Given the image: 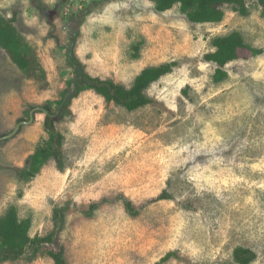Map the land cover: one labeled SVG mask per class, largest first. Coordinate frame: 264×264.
Wrapping results in <instances>:
<instances>
[{
  "label": "rangeland",
  "instance_id": "374dc122",
  "mask_svg": "<svg viewBox=\"0 0 264 264\" xmlns=\"http://www.w3.org/2000/svg\"><path fill=\"white\" fill-rule=\"evenodd\" d=\"M246 4V16L225 6L221 22L197 24L179 5L158 12L155 0H0L33 68L28 78L0 46L1 137L29 121L28 103L57 99L68 87L72 35L88 73L127 87L145 68L178 64L148 89L152 102L132 112L94 91L75 98L59 124L63 170L50 161L33 180H17L47 138L44 113L1 140L0 217L16 206L32 220L31 235L46 236L56 205L86 209L125 195L138 216L122 203L91 218L70 212L62 235L69 264H238L237 247L257 254L251 264H264V11L259 0ZM233 32L248 48L216 83L206 55L215 37ZM4 264L54 261L43 253Z\"/></svg>",
  "mask_w": 264,
  "mask_h": 264
},
{
  "label": "trees",
  "instance_id": "16d2710c",
  "mask_svg": "<svg viewBox=\"0 0 264 264\" xmlns=\"http://www.w3.org/2000/svg\"><path fill=\"white\" fill-rule=\"evenodd\" d=\"M259 3L264 11V0H259ZM155 5L158 12H165L179 5L187 19L197 24L221 22L225 17V6H231L244 16L249 14L246 0H155ZM51 25L55 28L53 21ZM212 45L214 52L206 55V60L217 66L213 79L219 83L228 77L225 66L237 60L239 51L248 46L239 32L217 36L213 39ZM0 46L7 50L12 61L28 78H33V68L30 67L29 61V55L32 52L30 47L16 37L1 15ZM75 46L76 37L72 35L68 45L67 61L73 69L74 77L60 97L47 100L41 105L27 104L26 114L29 120L31 117L34 119L36 113L45 114L43 129L47 138L28 156L24 166L16 170V177L20 183L33 180L50 161H54L60 170L65 169V136L60 131L59 124L72 115L73 100L81 93L94 91L107 103H114L132 112L152 102L147 94L148 89L162 77L172 73L178 65L177 62H171L145 68L136 76L132 85L127 87L114 80L88 73L85 64L76 54ZM167 196L165 191L156 200L165 199ZM111 203H122L130 216H138L141 212V208L135 207L125 195H118L113 199L103 198L93 202L86 209L79 208L76 202L67 201L55 206L52 231L46 236H32V220L21 218L16 206L10 207L0 217V264L24 258L35 259L43 253L48 254L54 264H69L65 256L66 249L62 242V235L66 230L70 212L77 209L85 217L91 218L103 205ZM169 257L170 255H167L162 262L167 261ZM256 257L257 254L249 248L237 247L234 251V260L238 264H251Z\"/></svg>",
  "mask_w": 264,
  "mask_h": 264
},
{
  "label": "water",
  "instance_id": "95a60500",
  "mask_svg": "<svg viewBox=\"0 0 264 264\" xmlns=\"http://www.w3.org/2000/svg\"><path fill=\"white\" fill-rule=\"evenodd\" d=\"M32 115V113H31ZM33 118L31 117L29 121L27 122H22V123H19L16 128L13 130V132H11L7 137H13L20 129V127L22 126V124H31L33 122Z\"/></svg>",
  "mask_w": 264,
  "mask_h": 264
},
{
  "label": "flooded vegetation",
  "instance_id": "af4514ba",
  "mask_svg": "<svg viewBox=\"0 0 264 264\" xmlns=\"http://www.w3.org/2000/svg\"><path fill=\"white\" fill-rule=\"evenodd\" d=\"M6 138H8V137L7 136L6 137H1L0 136V141L3 140V139H6Z\"/></svg>",
  "mask_w": 264,
  "mask_h": 264
}]
</instances>
